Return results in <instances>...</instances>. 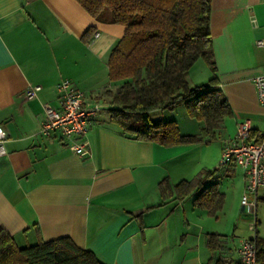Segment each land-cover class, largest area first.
<instances>
[{
  "label": "crops",
  "instance_id": "obj_1",
  "mask_svg": "<svg viewBox=\"0 0 264 264\" xmlns=\"http://www.w3.org/2000/svg\"><path fill=\"white\" fill-rule=\"evenodd\" d=\"M212 2L218 79L232 108L212 140L218 143L216 166L240 123L249 121L264 133V105L252 81L264 68L258 43L264 38V0ZM124 30L96 20L77 0H0V126L8 133L0 155V226L19 246L69 236L106 264H238L233 233L239 213L247 211L242 167L231 163L210 175L208 167L192 175L191 143L135 139L110 121V94L122 80H111L108 56ZM65 78L86 100L103 105L78 139L88 143L84 155L73 148L76 140L41 132L44 104L60 107L57 84ZM32 85L41 89L31 99L26 92ZM161 111L153 110L152 117L164 119ZM203 125L184 134H197ZM238 168L241 176H235ZM182 180L194 185L179 197ZM204 190L212 191L211 207L199 205ZM257 192L259 210L264 188ZM255 217L261 223L258 212ZM216 233L212 249L209 236ZM255 235L264 238L259 230Z\"/></svg>",
  "mask_w": 264,
  "mask_h": 264
},
{
  "label": "trees",
  "instance_id": "obj_2",
  "mask_svg": "<svg viewBox=\"0 0 264 264\" xmlns=\"http://www.w3.org/2000/svg\"><path fill=\"white\" fill-rule=\"evenodd\" d=\"M77 1L96 20L126 28L108 56L111 80H122L117 91L110 94L109 108L110 121L121 127L122 134L165 146L217 138L232 108L218 79L210 28L213 0ZM200 59L210 66L212 76L207 84L192 86L189 73ZM178 102L190 108L193 118L204 122L199 133L184 134L177 120L152 117L153 110L174 107ZM261 138L251 130L250 140ZM193 185V181H179L178 196L188 194ZM205 191L197 200L201 207H211L212 191ZM207 193L209 197L202 200L200 197ZM218 236H209L212 249ZM14 239L0 226V264H106L93 250L78 246L69 236L25 246L17 245ZM252 239L258 247V262L264 264V238L255 235Z\"/></svg>",
  "mask_w": 264,
  "mask_h": 264
},
{
  "label": "built area",
  "instance_id": "obj_3",
  "mask_svg": "<svg viewBox=\"0 0 264 264\" xmlns=\"http://www.w3.org/2000/svg\"><path fill=\"white\" fill-rule=\"evenodd\" d=\"M99 33H97L98 35ZM264 46V38L258 41ZM255 90L259 102L264 105V68L261 72L252 76ZM41 89L40 85H32L26 92L28 98L36 97ZM60 107L54 108L48 103L44 104L46 111V121L42 123L41 132L47 137L55 135L67 139H74L73 145L76 152L84 155L88 152L87 141H78L90 129L93 118L102 110L103 105L99 101L89 102L84 97L85 92L74 82L65 78L57 84ZM238 133L234 138L225 142L219 166L235 163L244 170L245 191L242 202L248 213L256 216L257 195L260 188H264V133L259 141L250 140L251 124L249 121L240 123ZM8 137L7 131L0 126V155L5 151V141ZM253 195V199H251ZM254 216V217H255ZM257 219L251 225V229H256ZM252 238H244L239 243L238 264H259L258 247Z\"/></svg>",
  "mask_w": 264,
  "mask_h": 264
},
{
  "label": "rangeland",
  "instance_id": "obj_4",
  "mask_svg": "<svg viewBox=\"0 0 264 264\" xmlns=\"http://www.w3.org/2000/svg\"><path fill=\"white\" fill-rule=\"evenodd\" d=\"M192 67L193 69L191 71V74H189V79H188L191 85L195 86V85L207 84L208 78L212 76V71L210 70V66H208L204 60L200 59ZM173 106L174 107L163 109L160 115L163 114L164 119L177 120L181 128V131L183 133H188V132L195 133V131L201 127V121L192 117L190 108L187 105H185V103L178 102ZM104 109L108 110V107ZM107 110H105V112H107ZM223 138L224 136L219 137L220 140ZM199 144L202 143L195 142L190 144L193 145L195 148L191 153L193 156L192 160L194 161V162L192 161V167L194 165V168H192L194 171L192 175L199 174L201 171L206 170V167H208L211 170H214L215 169L214 167H218L220 162L219 160L216 166L212 164L213 151L215 150V148H218V143L216 141L207 142V145H204V147H201V145ZM198 145L199 147H197ZM235 176H241L240 168L237 169V174ZM251 199L254 200V198L252 197ZM257 212H258V217L261 220V223L259 224L257 223L256 229L254 230L251 229V225L255 222V217H254L255 215L248 213L247 211L245 213H243V211L239 213V216L237 217L239 218L238 222L236 220V224L238 223L239 226L237 227L236 232L233 233L235 236L236 244L241 243V240L244 238H251V237L253 238L257 230H259L260 235L264 236V202L263 204H260L259 210H257L256 208V213Z\"/></svg>",
  "mask_w": 264,
  "mask_h": 264
}]
</instances>
